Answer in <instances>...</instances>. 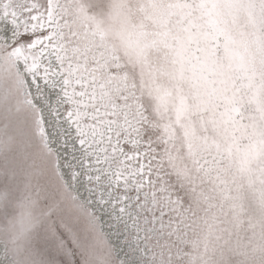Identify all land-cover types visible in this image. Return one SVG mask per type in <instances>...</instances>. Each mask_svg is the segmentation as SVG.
I'll list each match as a JSON object with an SVG mask.
<instances>
[{
    "label": "snow or ice",
    "instance_id": "6c2138e0",
    "mask_svg": "<svg viewBox=\"0 0 264 264\" xmlns=\"http://www.w3.org/2000/svg\"><path fill=\"white\" fill-rule=\"evenodd\" d=\"M0 264H264V0H0Z\"/></svg>",
    "mask_w": 264,
    "mask_h": 264
}]
</instances>
